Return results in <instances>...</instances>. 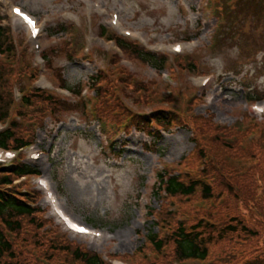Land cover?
Segmentation results:
<instances>
[{
	"label": "rangeland",
	"instance_id": "1",
	"mask_svg": "<svg viewBox=\"0 0 264 264\" xmlns=\"http://www.w3.org/2000/svg\"><path fill=\"white\" fill-rule=\"evenodd\" d=\"M13 1L38 15L56 10L61 16L65 9L75 7L79 10L80 7V0ZM101 1L112 9L118 8L131 29L147 31L149 38L151 33L159 32L151 46H144L149 51L159 52L162 43L185 41L187 32L188 41H194L195 48L186 45L185 54L194 53L185 63H180L170 77L166 67L152 69L129 61L124 66L116 55L118 53L113 52L117 49L111 48L110 54L115 60L119 58L120 63L113 69L109 67L107 74L120 87L116 91L120 94H112L108 103L95 111V118L110 121L115 130L126 129L127 134L118 138L114 147V154L121 159L122 166L115 167L114 159L105 158V147L108 149L110 144L99 138L100 122L92 119V112L83 113L85 106L88 109L93 106L90 98L87 102L85 98L82 100L83 112L72 113L67 107L55 108V130H40L36 135L37 144L54 154L49 165L41 166L42 178L50 180L54 189L61 188L60 197L67 204L64 207L68 213L82 224L100 228L107 237L98 241L69 233V238L62 237L65 232L62 226L63 231L57 227L46 232L36 218L21 219V230L9 235L13 247L17 248L18 258L14 261L84 264L61 246L85 249L83 245H87L88 250L107 256L108 264H174L173 245L158 254L146 244L142 246L138 237L139 233L143 236L148 231L143 218L145 211L139 204V199L145 197V204H155V211L162 219L163 229L155 228L161 237H167L175 230L179 221L185 222L188 228L198 224L208 210L221 221L214 222L218 230L224 225V239L214 240L208 260L187 264H248L256 261L264 264V114L254 111V106H264V11L252 8L242 0H220L224 22L217 33L218 43L210 49V39H215L212 34L216 21L204 13L208 10L207 0ZM253 10L255 14L259 10L261 13L254 15ZM3 12L7 17L5 19L0 13L4 23L24 32V27L15 23L4 6ZM90 37L89 34L88 41ZM68 38L70 40L65 38L62 44H68V54L50 55L53 58L50 63L71 88L96 70L86 58L90 60L94 55L99 65L108 66L103 50L108 47L105 43L89 42L86 48L91 53L85 48L80 54L85 56L83 62H72L68 57L73 53L71 47L79 35ZM27 62L31 59L24 56L20 72ZM122 72L123 76L120 75ZM166 75L169 80H162ZM207 76L211 82L203 87L201 81ZM142 82L147 86L144 92L136 86ZM250 95L260 102L249 103ZM0 96L2 102L10 103L9 90L1 88ZM69 96L64 95L65 98ZM115 96H120L116 102ZM120 100L128 102L124 111L119 108ZM33 102L36 109L25 110L27 116L17 133L18 138L23 137L26 141L35 127L45 124L48 106L36 97ZM89 120L94 123L90 124ZM142 126L145 131L138 130ZM162 127L169 132L160 133L158 130ZM45 159L43 156L41 164ZM172 164L174 170L181 173L197 176L200 171L199 176L209 174L208 177H214L216 193L224 188V210L219 212L222 207L216 210L211 203H202L201 194L190 202L170 198L153 202L152 187L146 190L145 186L156 169ZM221 164L224 178L223 173L212 170ZM184 179L189 177L185 175ZM15 184L16 191L23 190L19 182ZM29 186L30 192H37L33 199L47 210V218L54 219L37 181ZM234 226L240 228L236 233L232 231ZM242 226L249 231H243ZM11 261L13 259L6 258L3 263Z\"/></svg>",
	"mask_w": 264,
	"mask_h": 264
},
{
	"label": "trees",
	"instance_id": "2",
	"mask_svg": "<svg viewBox=\"0 0 264 264\" xmlns=\"http://www.w3.org/2000/svg\"><path fill=\"white\" fill-rule=\"evenodd\" d=\"M243 2L249 4L252 8H257L264 11V0H242ZM261 10H259L255 14V10H253L254 15L260 14ZM10 139V138H9ZM4 140L2 142L3 145L9 140ZM168 192L172 195H183L194 197L198 194L206 198L211 197V189L204 183H200L197 181H191L188 183L187 181H181L177 177H173L169 180L168 183ZM1 202H0V219L6 221V223L16 229L19 227L18 223L12 222L11 220L15 217H31L33 215V210L29 208L27 205L21 203L14 197L2 196L0 194ZM212 228L210 225H206V229ZM214 228V227H213ZM239 226H234L232 231L234 233L239 231ZM241 229L243 231H249L246 226H242ZM195 230V229H194ZM222 233H224L222 231ZM151 239L154 242V245L157 249H161L163 243L160 242L156 235L151 234ZM213 238L212 236L204 237L202 233H198L197 231L189 232L184 227L178 228L176 233L174 234V243L176 246V256L179 260L185 259H200L205 260L208 257L209 251L207 248V244ZM12 249L10 243L6 240L4 234L0 231V259H2L5 253L10 252ZM73 255L76 259L84 262V264H103L97 255H93L90 253H82L81 251L73 252ZM248 264H263L259 261L248 263Z\"/></svg>",
	"mask_w": 264,
	"mask_h": 264
},
{
	"label": "snow or ice",
	"instance_id": "3",
	"mask_svg": "<svg viewBox=\"0 0 264 264\" xmlns=\"http://www.w3.org/2000/svg\"><path fill=\"white\" fill-rule=\"evenodd\" d=\"M16 11L19 13V9H17ZM24 19L27 20V21L33 26V28L35 27V22H34V21H31L29 17L24 16ZM78 230H79V231H86V230L83 229V228H79Z\"/></svg>",
	"mask_w": 264,
	"mask_h": 264
}]
</instances>
